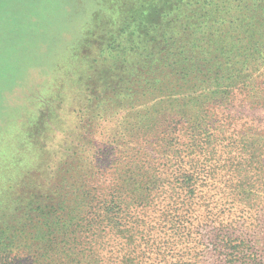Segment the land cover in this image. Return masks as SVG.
<instances>
[{
	"label": "rangeland",
	"instance_id": "obj_1",
	"mask_svg": "<svg viewBox=\"0 0 264 264\" xmlns=\"http://www.w3.org/2000/svg\"><path fill=\"white\" fill-rule=\"evenodd\" d=\"M158 1L170 0L0 2V248L8 245L0 264H264L261 158L247 162L240 149L230 152L231 140L214 141L209 157L203 140L202 146L193 141L188 123L170 125L165 118L155 133L131 138L132 147L123 152L122 142L106 140L107 123L100 122L93 134L79 118L77 110L90 109L92 95L106 105L109 98L127 99L120 80L128 78L136 58L128 54L124 63V43L128 47V36L137 30L139 13ZM138 79H128L133 91ZM246 97L237 90L227 104L207 108L217 132H247L242 144L264 135V108L246 103ZM77 157L88 159L90 172L76 170ZM126 162L141 163V190L123 189L120 200L107 207L103 195ZM184 171L198 173L193 193ZM77 175L84 176V187L78 188ZM150 179L154 186L145 185ZM76 194L87 195L88 204L74 211L77 200H69ZM61 197L71 203L66 214ZM108 212L113 224L101 216ZM94 215L96 227L89 229ZM60 216L69 229L57 249L40 251L34 243L27 252L20 236L15 247L7 244L22 229L43 224L55 230ZM223 236L244 242L245 257L229 260Z\"/></svg>",
	"mask_w": 264,
	"mask_h": 264
},
{
	"label": "trees",
	"instance_id": "obj_2",
	"mask_svg": "<svg viewBox=\"0 0 264 264\" xmlns=\"http://www.w3.org/2000/svg\"><path fill=\"white\" fill-rule=\"evenodd\" d=\"M246 1L247 4L245 0L158 1L139 13L135 19L137 30L128 36L131 38L127 41L128 47L124 43L122 55L124 63L128 54L136 58L135 65L129 69L128 78L121 77L123 80H120L123 81V95L127 99L113 102L109 98L108 102L111 104L106 105L105 99L100 104L99 98L88 95L90 109L80 108L77 112L80 120H84L90 128V133L94 131L93 134H96V127H99L100 122L107 123L110 129L108 127L109 133L104 134L107 136L106 140L110 145L117 146L119 141L122 142L119 148L124 152L132 147L133 144H129L131 138L155 133L156 127L164 118L168 120V124L183 119L193 130V141L199 146L204 145L203 149L209 157L213 154V149H209V146L214 141L231 140L227 145L230 152L240 149L243 152L241 154L247 156V162L248 158L252 162L261 158L264 162V143L257 144L258 140L264 142V135L258 137L259 134H255L256 137H252L249 143L242 144L241 142H246V131L217 132L219 127L209 125L211 117L207 111L208 107L227 104L237 90H243L246 96H250L245 98L246 103L264 108V0ZM236 2L244 4L235 5ZM135 37L137 40L134 43ZM129 66H124V73L127 71L125 67ZM129 74H136L139 78L137 91H133L136 88L131 89L132 83L128 79L133 75ZM127 91L133 92L127 94ZM225 133H228L227 136ZM236 143L238 144L233 146ZM76 159V170L85 169L90 172L86 166L88 159ZM121 168L122 174L109 187V192L103 195L106 197L101 202L107 207L111 206L113 200H120L123 189L131 194L141 190L138 188L141 183L136 179L142 172L141 163L126 162ZM92 170L95 171V167ZM193 174L198 175L196 171L181 173L191 193L194 191L193 182L196 177ZM75 177L79 183L78 188L84 187V183L80 182L85 180L84 176ZM155 181L150 179L145 185L154 186ZM74 199L77 200L73 205L74 211L79 205L88 204L87 195L76 194L69 201L73 203ZM69 201L60 198V209L64 214L70 208ZM48 209L47 206L42 208L43 217L47 216ZM101 216L110 220L108 224L114 223L115 216L112 212ZM57 220L55 230L49 231L40 224L32 229H20L16 235L11 233L12 241L9 240L7 244L15 247L16 242L13 241L20 236L22 248L27 252L36 245L34 243H37L36 248L40 251L57 249V244L61 243L58 238L69 229L64 228L65 220ZM96 220L94 215L93 221H89L87 225L89 229L96 227ZM9 228L6 230L9 231ZM3 234L1 231L0 237ZM221 240L229 260L240 254L245 257L248 249L246 250L244 242L235 243L229 236H223ZM6 246L8 245L1 244L0 255Z\"/></svg>",
	"mask_w": 264,
	"mask_h": 264
},
{
	"label": "snow or ice",
	"instance_id": "obj_3",
	"mask_svg": "<svg viewBox=\"0 0 264 264\" xmlns=\"http://www.w3.org/2000/svg\"><path fill=\"white\" fill-rule=\"evenodd\" d=\"M0 2H2V0H0Z\"/></svg>",
	"mask_w": 264,
	"mask_h": 264
}]
</instances>
